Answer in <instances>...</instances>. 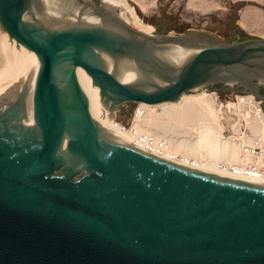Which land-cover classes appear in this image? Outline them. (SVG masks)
<instances>
[{
	"label": "water",
	"instance_id": "1",
	"mask_svg": "<svg viewBox=\"0 0 264 264\" xmlns=\"http://www.w3.org/2000/svg\"><path fill=\"white\" fill-rule=\"evenodd\" d=\"M0 31L38 56L0 94V264H264V182L116 138L75 70L114 112L264 82V39L147 33L122 0H0Z\"/></svg>",
	"mask_w": 264,
	"mask_h": 264
},
{
	"label": "bare ground",
	"instance_id": "2",
	"mask_svg": "<svg viewBox=\"0 0 264 264\" xmlns=\"http://www.w3.org/2000/svg\"><path fill=\"white\" fill-rule=\"evenodd\" d=\"M122 3L133 15V26L150 33L153 27L144 24L126 0H122ZM37 59L33 50L0 31V94L16 83L25 69ZM75 70L91 114L103 130L140 150L145 146L138 143L140 136L150 135L158 144H162L160 152L176 159L174 162L177 164H189L201 171L245 179L221 167L238 162L240 142L235 135L225 132L226 116L221 112V103L216 102L212 93H183L178 101L158 104L139 102L138 112L130 126H126L114 120L104 108L100 88L93 86L92 76L81 66L75 67ZM239 115L252 132L243 139L244 142L264 133V112L254 117L249 111L240 108ZM237 119H234L233 124ZM238 126L236 122L235 129Z\"/></svg>",
	"mask_w": 264,
	"mask_h": 264
},
{
	"label": "rangeland",
	"instance_id": "3",
	"mask_svg": "<svg viewBox=\"0 0 264 264\" xmlns=\"http://www.w3.org/2000/svg\"><path fill=\"white\" fill-rule=\"evenodd\" d=\"M126 3L134 7L144 24L153 27L151 34L178 35L196 29L226 41L238 37L264 39V0H126ZM124 8L133 26V15ZM201 91L212 93L217 103L233 99L236 94H251L236 90L218 92L206 88L191 93ZM138 105L136 102H127L114 112H109L115 120L130 126Z\"/></svg>",
	"mask_w": 264,
	"mask_h": 264
},
{
	"label": "built area",
	"instance_id": "4",
	"mask_svg": "<svg viewBox=\"0 0 264 264\" xmlns=\"http://www.w3.org/2000/svg\"><path fill=\"white\" fill-rule=\"evenodd\" d=\"M221 112L226 116L225 132L230 135L233 134L240 142L239 160L236 164L231 166L222 165L224 171H228L236 176L243 177L245 179L264 182V133L255 135L249 142H244L243 139L252 134L250 128L247 126L246 121L239 115V109L242 111L247 110L252 116H259L264 112L260 99L251 94H236L233 99L221 100ZM138 112V107L135 110V114ZM135 116V115H134ZM239 123L237 129H235L236 122L233 124V119ZM240 120V121H239ZM122 123L121 121L116 120ZM123 124V123H122ZM139 144H144L143 149L155 153L160 156H164L175 160L169 156H165L160 152L162 144H158L156 140L150 135H142L139 139ZM142 147L141 145H138ZM189 165V164H188ZM190 166V165H189ZM194 167V166H192Z\"/></svg>",
	"mask_w": 264,
	"mask_h": 264
},
{
	"label": "flooded vegetation",
	"instance_id": "5",
	"mask_svg": "<svg viewBox=\"0 0 264 264\" xmlns=\"http://www.w3.org/2000/svg\"><path fill=\"white\" fill-rule=\"evenodd\" d=\"M246 40L250 38H236L234 40ZM231 40V41H234ZM256 65L261 66L260 70L264 72V61L255 62ZM206 89L215 90L218 92H225V91H240V92H248L256 96L263 102L264 105V82H261L260 79H253V81L248 83H241L237 82L233 85L225 82H216L213 84H208Z\"/></svg>",
	"mask_w": 264,
	"mask_h": 264
}]
</instances>
